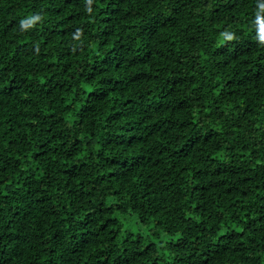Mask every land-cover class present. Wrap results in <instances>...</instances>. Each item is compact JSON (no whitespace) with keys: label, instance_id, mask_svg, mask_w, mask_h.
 Instances as JSON below:
<instances>
[{"label":"trees","instance_id":"1","mask_svg":"<svg viewBox=\"0 0 264 264\" xmlns=\"http://www.w3.org/2000/svg\"><path fill=\"white\" fill-rule=\"evenodd\" d=\"M260 2L0 0V264H264Z\"/></svg>","mask_w":264,"mask_h":264},{"label":"clouds","instance_id":"2","mask_svg":"<svg viewBox=\"0 0 264 264\" xmlns=\"http://www.w3.org/2000/svg\"><path fill=\"white\" fill-rule=\"evenodd\" d=\"M93 0H87V3L91 5ZM257 12L256 17L254 21V25L256 27V33H257V39L259 43L264 46V0H261L260 3L257 5ZM89 11H91V8H89ZM41 17L37 15H31L28 18H25L21 20L20 22V28L21 31H26L36 24L37 21H39ZM221 36L225 41H232L236 39L235 34L229 31H225L221 33ZM77 38H79V30L77 31Z\"/></svg>","mask_w":264,"mask_h":264}]
</instances>
